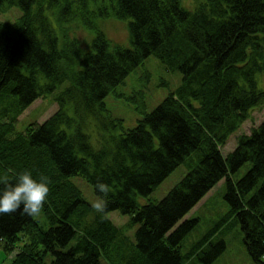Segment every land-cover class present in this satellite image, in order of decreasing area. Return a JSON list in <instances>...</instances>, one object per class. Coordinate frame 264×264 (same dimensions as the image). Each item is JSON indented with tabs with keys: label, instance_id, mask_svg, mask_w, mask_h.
<instances>
[{
	"label": "trees",
	"instance_id": "obj_1",
	"mask_svg": "<svg viewBox=\"0 0 264 264\" xmlns=\"http://www.w3.org/2000/svg\"><path fill=\"white\" fill-rule=\"evenodd\" d=\"M8 6L20 14L0 20V97L15 95L12 113L0 117V176L14 182L28 170L49 178L41 211L47 229L20 210L0 215V246L6 254L16 249L8 264H183L191 257L210 264L226 246L214 232L230 218L254 263L264 264V119L222 153L251 110L264 106L256 84L264 73V0H203L192 8L181 0H0V10ZM107 18L125 20L129 46L107 37L100 25ZM73 23L91 35L86 50ZM150 54L181 81L148 112L140 93L130 97L142 117L126 129L103 99ZM48 94L56 109L15 131L17 115ZM182 162L188 171L161 199L139 202ZM245 162V173L231 179ZM70 175L82 176L99 198L97 182L112 188L106 212L130 216L133 242L101 219ZM222 178L228 210L181 252L198 222L184 216Z\"/></svg>",
	"mask_w": 264,
	"mask_h": 264
},
{
	"label": "rangeland",
	"instance_id": "obj_2",
	"mask_svg": "<svg viewBox=\"0 0 264 264\" xmlns=\"http://www.w3.org/2000/svg\"><path fill=\"white\" fill-rule=\"evenodd\" d=\"M199 1L203 0H181V4L186 8H192ZM20 11L15 6H8L0 10V20L12 21ZM101 28L107 37L119 42L123 46H129V38L125 20L107 18L100 21ZM75 35L82 41V49L86 50L89 45L91 35L80 26L73 23ZM181 81V73L177 70H167L163 63L153 54L148 55L144 60L134 67L123 79L108 92L103 101L106 110L114 117L121 118L124 128H132L137 120L142 117V113L135 108L136 103L131 98L142 95L145 103V111L152 110L168 91L175 89ZM256 84L264 88V73L256 74ZM140 93V94H139ZM15 95L9 93L0 97V117L5 119L13 110V98ZM138 99V98H136ZM57 107L53 100V94H48L44 98L35 99L26 109L16 117L15 131L24 130L29 122H42ZM264 119V106L251 110L250 117L246 119L236 131L230 134L228 141L222 148V153L226 154L236 145V135L239 133H249L252 126L257 125ZM92 144L96 141L92 136ZM192 156V155H191ZM190 156V157H191ZM249 167V162H245L237 171L230 175L235 180L241 177ZM188 171L186 162L176 166L147 196L139 197L141 203L147 200H159L167 191L177 183ZM68 178L80 191L84 200L90 205L92 201L99 198L93 191L92 186L80 175H70ZM225 190L224 179H220L209 191L186 213V217H195L198 219L197 225L183 238L181 242V252H186L192 243L197 241L204 233L214 226L217 220L223 216L229 206L223 198ZM106 216L118 227H120L129 239L134 240L136 224L131 223L130 216L114 209L106 212ZM44 229L48 228V222L40 213L34 217ZM21 234V233H20ZM243 233L240 225L235 219H227L214 232V238H221L225 241V249L210 264H255L248 254L242 241ZM71 240L70 244L74 242ZM16 249L6 254L0 246V264H8L11 261ZM104 264H108L102 259ZM183 264H203L191 257Z\"/></svg>",
	"mask_w": 264,
	"mask_h": 264
},
{
	"label": "clouds",
	"instance_id": "obj_3",
	"mask_svg": "<svg viewBox=\"0 0 264 264\" xmlns=\"http://www.w3.org/2000/svg\"><path fill=\"white\" fill-rule=\"evenodd\" d=\"M49 178L43 174L35 179L32 173L24 170L17 174L15 181H10L7 175L0 176V215H8L18 210L28 216H38L49 194ZM95 188L106 197L112 188L102 182H97ZM103 197L91 202L92 209L101 214V219H107L108 201Z\"/></svg>",
	"mask_w": 264,
	"mask_h": 264
}]
</instances>
